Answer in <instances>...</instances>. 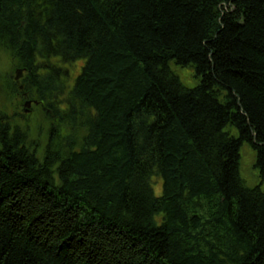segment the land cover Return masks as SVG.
<instances>
[{
	"label": "trees",
	"instance_id": "obj_1",
	"mask_svg": "<svg viewBox=\"0 0 264 264\" xmlns=\"http://www.w3.org/2000/svg\"><path fill=\"white\" fill-rule=\"evenodd\" d=\"M0 53V264H264V0H0Z\"/></svg>",
	"mask_w": 264,
	"mask_h": 264
},
{
	"label": "rangeland",
	"instance_id": "obj_2",
	"mask_svg": "<svg viewBox=\"0 0 264 264\" xmlns=\"http://www.w3.org/2000/svg\"><path fill=\"white\" fill-rule=\"evenodd\" d=\"M84 61H77L70 63L68 65L62 64L67 69L66 74L63 76V84L66 88H72L76 77L80 72V68L83 65ZM172 72L178 76L181 83L187 88H193L198 84V79L195 76V71L193 67H178L173 64H170ZM9 59L3 53H0V72L4 76L9 74ZM17 71V70H16ZM14 71V77L15 73ZM23 75H21L22 77ZM0 99V102L4 101ZM29 107H24L23 105L19 108H13L9 104L4 108V113L7 115L13 123L21 125L28 132V136L31 140L38 144V149L41 150L42 147L47 142V133L49 124L47 119L43 115L41 109H37L33 102L31 101ZM22 112V113H21ZM23 114L25 118L21 117L19 114ZM236 134L235 131L232 133ZM255 163V151L250 147L249 144L244 143L240 149V161H239V172L240 176L248 187H253L259 185L260 188L264 191V178H261L259 172L254 168ZM152 188L156 196L161 193V180L156 177L152 178Z\"/></svg>",
	"mask_w": 264,
	"mask_h": 264
},
{
	"label": "water",
	"instance_id": "obj_3",
	"mask_svg": "<svg viewBox=\"0 0 264 264\" xmlns=\"http://www.w3.org/2000/svg\"><path fill=\"white\" fill-rule=\"evenodd\" d=\"M21 75H22V71L20 70H17L16 73H15V80L18 81L20 78H21ZM31 101H26L24 103V107H29L31 105ZM34 104H36V102H33Z\"/></svg>",
	"mask_w": 264,
	"mask_h": 264
}]
</instances>
